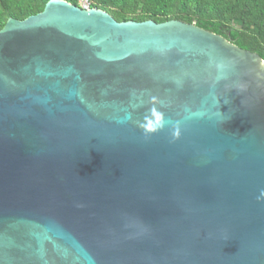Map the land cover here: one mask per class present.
<instances>
[{
  "label": "water",
  "instance_id": "obj_1",
  "mask_svg": "<svg viewBox=\"0 0 264 264\" xmlns=\"http://www.w3.org/2000/svg\"><path fill=\"white\" fill-rule=\"evenodd\" d=\"M0 264H264V61L64 0L9 18Z\"/></svg>",
  "mask_w": 264,
  "mask_h": 264
},
{
  "label": "trees",
  "instance_id": "obj_2",
  "mask_svg": "<svg viewBox=\"0 0 264 264\" xmlns=\"http://www.w3.org/2000/svg\"><path fill=\"white\" fill-rule=\"evenodd\" d=\"M49 0H0V28L41 12ZM77 5V0H64ZM117 22L180 20L226 38L264 61V0H90Z\"/></svg>",
  "mask_w": 264,
  "mask_h": 264
},
{
  "label": "built area",
  "instance_id": "obj_3",
  "mask_svg": "<svg viewBox=\"0 0 264 264\" xmlns=\"http://www.w3.org/2000/svg\"><path fill=\"white\" fill-rule=\"evenodd\" d=\"M77 6L81 9L88 10L91 8L90 0H77Z\"/></svg>",
  "mask_w": 264,
  "mask_h": 264
}]
</instances>
